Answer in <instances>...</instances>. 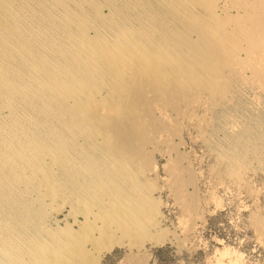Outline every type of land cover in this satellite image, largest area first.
I'll list each match as a JSON object with an SVG mask.
<instances>
[{
	"label": "bare ground",
	"instance_id": "bare-ground-1",
	"mask_svg": "<svg viewBox=\"0 0 264 264\" xmlns=\"http://www.w3.org/2000/svg\"><path fill=\"white\" fill-rule=\"evenodd\" d=\"M187 117L230 181L261 169L264 0H0V264L157 244L150 148L174 151ZM178 156L171 186L191 213Z\"/></svg>",
	"mask_w": 264,
	"mask_h": 264
},
{
	"label": "rangeland",
	"instance_id": "rangeland-1",
	"mask_svg": "<svg viewBox=\"0 0 264 264\" xmlns=\"http://www.w3.org/2000/svg\"><path fill=\"white\" fill-rule=\"evenodd\" d=\"M202 111L197 108L196 113L202 115ZM187 119L172 139L174 151L166 143L150 148L155 165L147 176L150 194L160 202L157 230L161 240L157 244L145 240L135 247L128 242L115 243L101 251L97 264H264V236L256 223L264 218V161L261 169H252L241 181H230L201 136L197 120ZM177 156H182V164L192 169L196 179L187 187L200 202L191 213H185L171 186L169 164ZM66 215L58 217L61 226Z\"/></svg>",
	"mask_w": 264,
	"mask_h": 264
}]
</instances>
